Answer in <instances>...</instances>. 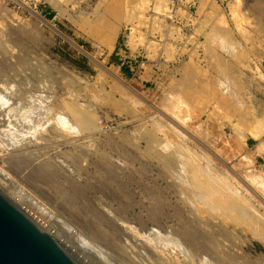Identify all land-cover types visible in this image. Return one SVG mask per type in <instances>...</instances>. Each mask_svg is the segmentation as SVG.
<instances>
[{"label":"rangeland","instance_id":"obj_1","mask_svg":"<svg viewBox=\"0 0 264 264\" xmlns=\"http://www.w3.org/2000/svg\"><path fill=\"white\" fill-rule=\"evenodd\" d=\"M195 1L187 17L176 0H0V190L80 264H264V0ZM140 127L183 134L252 220L195 221ZM188 227L214 245L194 249Z\"/></svg>","mask_w":264,"mask_h":264},{"label":"bare ground","instance_id":"obj_2","mask_svg":"<svg viewBox=\"0 0 264 264\" xmlns=\"http://www.w3.org/2000/svg\"><path fill=\"white\" fill-rule=\"evenodd\" d=\"M129 1V0H128ZM132 1V0H131ZM124 2V1H123ZM134 4H135V2H134ZM260 7V4H258V3H256L255 4V10H257L258 8ZM138 8V7H137ZM126 9V8H125ZM123 10H124V8H123ZM128 10V9H127ZM132 10V9H131ZM137 10V9H136ZM135 11V10H134ZM125 12H126V10H125ZM132 12H133V10L131 11V14H132ZM129 13H130V11H129ZM169 13V16H170V12H168ZM168 13H166V15L168 14ZM124 14V13H123ZM126 14H127V12H126ZM143 14H144V11H143ZM128 15V14H127ZM171 16H173V15H171ZM124 17V16H123ZM126 17V16H125ZM128 17L130 18L131 16L130 15H128ZM128 17H127V19H128ZM126 19V18H125ZM132 19V18H131ZM263 22V21H262ZM144 23H145V21H144ZM151 23V22H150ZM140 25V24H139ZM146 25V24H145ZM167 25V24H166ZM165 25V26H166ZM259 25H260V23H259ZM260 28H263V26L262 27H260ZM215 29V28H214ZM217 29V28H216ZM167 30V29H166ZM213 31V30H212ZM169 32V31H168ZM215 32V31H214ZM217 34H219V33H217ZM216 33L215 34H213V35H217ZM219 37V39L218 40H220V42H219V44L222 46V48H225V47H227V46H229V45H227L228 43H226V36H224L223 34H221V35H218ZM213 38H217V37H211L210 39L212 40ZM211 40H208V41H211ZM212 41H214V40H212ZM138 43V42H137ZM209 43H212V42H209ZM215 43V42H214ZM150 44V43H149ZM141 45V44H140ZM210 46V45H209ZM212 46V45H211ZM231 46H235V45H231ZM149 48H151V47H148V50H149ZM156 48V47H155ZM158 48V47H157ZM156 48V49H157ZM170 48H171V46H170ZM208 48V47H207ZM220 48V47H219ZM221 48V49H222ZM229 48V47H228ZM213 49V48H212ZM163 50V49H162ZM168 50V49H167ZM233 50H235V52L238 50V47H237V44H236V48L235 49H233ZM206 51V50H205ZM228 51V50H227ZM226 51V52H227ZM231 51V50H230ZM155 52H157V51H155ZM208 53V52H207ZM209 54V53H208ZM214 54V53H213ZM216 54V53H215ZM218 54V53H217ZM220 54V53H219ZM218 54V55H219ZM160 55H161V53H160ZM222 55V54H221ZM229 55V54H228ZM232 55V54H231ZM155 56H157V55H155ZM154 56V57H155ZM230 56V55H229ZM209 57H212V58H214V55H210L209 54ZM208 57V58H209ZM218 57H220V56H218ZM218 57H215L214 59H216V65L218 66L217 68H219V70L221 69V72L222 71H225L226 69H227V66H226V64L224 63V62H226V61H222V59H218L217 60V58ZM221 57H225V56H221ZM211 58H209L208 60H210ZM214 59H212V61L214 60ZM225 59V58H224ZM215 61V60H214ZM218 61V62H217ZM228 61V60H227ZM229 62V61H228ZM228 62H226V63H228ZM209 64H211L210 62H208ZM214 63V62H213ZM212 63V64H213ZM230 63V62H229ZM211 64V66H212V68H211V70L212 69H214L215 67H214V65L215 64H213L212 65ZM228 65V64H227ZM190 67V66H189ZM191 67H194V65H192ZM196 67V66H195ZM214 67V68H213ZM230 67H232L231 65H230ZM230 67L228 68V69H230ZM189 69V68H188ZM187 69V70H188ZM190 69H192V70H194V71H192V70H190ZM189 70L191 71L190 73H196V71H195V69L194 68H190ZM223 69V70H222ZM227 69V70H228ZM186 70V71H187ZM189 70L187 71V72H189ZM198 70H199V67H198ZM202 70V69H201ZM225 71V72H228V71ZM214 71H216V69H214ZM232 71V70H231ZM41 72V71H40ZM39 72V73H40ZM185 73L186 75L188 74V73ZM206 73L207 72H209V71H207V69H206V71H205ZM211 72V71H210ZM220 72V71H219ZM219 72H217V75H220V73ZM233 72V71H232ZM231 72V74L233 75V73ZM183 73H184V71H183ZM219 73V74H218ZM223 73V72H222ZM37 74V73H36ZM203 74V73H202ZM208 74V73H207ZM212 74V73H211ZM227 74V73H226ZM226 74H223V75H221L222 77L223 76H227ZM229 74V73H228ZM182 75H184V74H182ZM186 75H184V76H186ZM193 75V74H192ZM205 75V74H204ZM204 75H201V76H204ZM213 75H216V74H212L211 75V77L210 78H213L212 76ZM231 75V77H230V74L228 75L229 76V78L231 79L233 76ZM44 76V75H43ZM200 76V78L202 79V77ZM208 76L207 75H205L204 77H207V79H208ZM219 78H220V76H218ZM235 77V76H234ZM196 78H198L199 79V77L198 76H196ZM196 78H195V81H196ZM215 78H216V76H215ZM224 79L226 78V77H223ZM51 79V78H50ZM187 79H188V77H187ZM221 79V78H220ZM228 79V78H227ZM235 78H233V81L235 82V80H234ZM237 79V78H236ZM181 80V79H180ZM182 80H183V77H182ZM190 80V79H189ZM209 81H210V79H208ZM211 80H214V79H211ZM62 81V80H61ZM60 81V82H61ZM185 81L186 80H184V83H185ZM193 81H194V79H193ZM205 81V83H206V79H204V80H202V82H204ZM216 81V80H215ZM217 81H219L218 79H217ZM220 81H222V80H220ZM224 81V80H223ZM223 81H222V83H223ZM225 81H227V80H225ZM228 81H229V79H228ZM228 81L227 82H225V83H227V84H232V83H230L231 82V80H230V82L228 83ZM187 82L189 83V81L187 80ZM197 82V81H196ZM199 82H200V80H199ZM212 81H210V84H212L211 83ZM177 83V82H176ZM179 83H182V82H179ZM215 83V82H214ZM213 83V84H214ZM221 83V82H220ZM225 83H223V85L225 84ZM236 83V82H235ZM238 83V82H237ZM11 84V83H10ZM172 84H173V82H172ZM171 84V85H172ZM174 84H175V82H174ZM197 84H199V83H197ZM217 83H215V85H216ZM226 84V85H227ZM14 85V84H13ZM179 85V84H178ZM185 85H187V83L186 84H184V86ZM209 85V84H208ZM207 84H205V86H208ZM225 85V86H226ZM229 85H227L226 87H228ZM235 85V84H234ZM46 86V85H45ZM177 86V85H176ZM191 86H192V84H191ZM212 86V85H211ZM238 86H239V83H238ZM194 87H195V85H194ZM199 87H201L200 85H199ZM216 87V86H215ZM224 87V86H223ZM225 87V88H226ZM230 88H231V86H229ZM228 87V88H229ZM233 87V86H232ZM236 87V86H235ZM10 88V87H9ZM11 88H12V86H11ZM45 88H48V87H45ZM174 88H175V86H174ZM184 88H186V87H184ZM187 88H189L188 86H187ZM192 88V87H191ZM190 88V89H191ZM208 88V90H209V86L207 87ZM230 88H229V90H230ZM13 89V88H12ZM178 89V88H177ZM180 89V88H179ZM190 89H188V90H190ZM195 89V88H194ZM212 89H214V87H212ZM232 89H234L233 90V92L234 91H236V92H238L237 90H235V88H232ZM70 90V89H69ZM170 90H172V89H169V91ZM174 90V89H173ZM172 90V91H173ZM175 90H176V88H175ZM187 90V89H186ZM193 89H191L190 91H192ZM198 90H200L199 88H197V91ZM203 90V88L201 87V91ZM217 88H215L214 90H213V92H215L216 93V96H217ZM223 89H218V91L220 92V91H222ZM5 91H6V89H5ZM9 91V90H8ZM177 91V90H176ZM176 91H173L174 93L176 92ZM179 91H182V89H180ZM188 92V93H191V92ZM197 92L196 90H193V93H194V95L192 94V95H190V96H195V92ZM201 91H199V92H201ZM224 91H225V89H224ZM224 91H222L223 93H224ZM226 91H228V90H226ZM225 91V92H226ZM231 91V90H230ZM32 92V91H31ZM167 92V91H166ZM183 92V91H182ZM203 92V91H202ZM208 93H209V91H207ZM206 92V93H207ZM210 92L212 93V95L214 94L213 92H212V90L210 89ZM218 92V93H219ZM232 92V91H231ZM168 93V92H167ZM177 93H179L178 91H177ZM185 93V92H184ZM207 93V94H208ZM223 93H221V94H223ZM95 95H96V93H94ZM169 94H170V92H169ZM173 93L171 92V95H172ZM198 94V93H197ZM207 94H206V96H207ZM210 94V93H209ZM208 94V95H209ZM225 94V93H224ZM228 94H229V92H228ZM176 95H178V94H176ZM180 95H182V96H180ZM200 95V94H199ZM203 95H204V92H203ZM234 95L235 96H237L238 94H235L234 93ZM104 96V95H103ZM175 96V94L172 96V97H174ZM179 96L180 97H182V98H178V100H177V98H176V103L177 104H179V102L180 103H182V102H184V101H182L183 99L185 100V97L183 98V94H179ZM188 95H186V97H187ZM198 96V95H197ZM205 96V97H206ZM224 96L225 95H223V97H222V99L224 98ZM98 97H99V94H98ZM196 97V96H195ZM210 97H211V95H210ZM209 97V98H210ZM213 97V96H212ZM217 97H220L219 95L217 96ZM221 97L220 98H217L218 100H220L221 102L222 101H224V100H222L221 99ZM227 97H228V95H227ZM37 98V97H36ZM104 98V97H103ZM189 99H190V97H188ZM233 98V97H232ZM235 98V97H234ZM237 98V97H236ZM0 99H1V97H0ZM6 99V98H5ZM38 99V98H37ZM77 99V98H76ZM97 99V98H96ZM101 99V98H100ZM105 99V98H104ZM174 99V98H173ZM212 99H214V97L212 98ZM226 99V98H225ZM39 100V99H38ZM93 100V99H92ZM101 100H103V99H101ZM172 100V99H171ZM170 99H169V101H171ZM175 100V99H174ZM216 100V99H215ZM1 101H3L2 99H1ZM104 101V100H103ZM114 101V100H113ZM234 101H236V100H234ZM99 102H100V100H99ZM172 104L174 103V102H171ZM170 103V104H171ZM218 103V102H217ZM169 104V103H168ZM171 104V105H172ZM183 104V103H182ZM181 104V105H182ZM229 104V103H228ZM176 105V104H175ZM174 105V106H175ZM185 105V104H184ZM184 105H182V106H184ZM173 106V105H172ZM172 106H170L169 105V107L171 108ZM86 107V106H85ZM188 107V106H187ZM11 108H12V106H11ZM43 108V107H42ZM87 108V107H86ZM160 108V107H159ZM185 108V110L187 109L186 108V106L184 107ZM157 109H158V107H157ZM172 109V108H171ZM182 109H183V107H182ZM176 110H177V108H176ZM176 110H174L175 112H176ZM179 110H181V108L179 109ZM184 110V109H183ZM183 110H181V113L183 112ZM26 111H28V110H26ZM178 111V110H177ZM171 112H173V111H171ZM170 112V113H171ZM179 112V111H178ZM178 112H176L177 114H178ZM187 112H188V110H187ZM186 111L184 112L185 114L187 113ZM24 113V112H23ZM176 113H174L173 115H175ZM243 113V112H242ZM245 113H246V111H245ZM18 114V113H17ZM20 114V113H19ZM22 114V113H21ZM167 114V113H166ZM188 114H190V111H189V113ZM187 114V115H188ZM250 114V113H249ZM172 115V116H173ZM181 115V114H180ZM193 115V114H192ZM239 115V114H238ZM179 116V115H178ZM189 116V115H188ZM187 116V117H188ZM245 116V115H244ZM177 117V115L176 116H173V119H174V121H175V118ZM183 117H186V116H183ZM240 117H241V115H240ZM243 117V116H242ZM245 117H247V116H245ZM245 117H243V118H245ZM259 117V116H258ZM179 118H182V115H181V117H179ZM252 118V117H251ZM250 117H249V119H251ZM257 118V117H256ZM32 119V118H31ZM184 119V118H183ZM187 119V118H186ZM186 119H184L183 121H185ZM239 119V118H238ZM247 119H248V117H247ZM246 119V120H247ZM158 120V119H157ZM189 120V119H188ZM191 120V119H190ZM244 120V119H243ZM243 120H241V121H243ZM255 120V119H254ZM254 120H252V122H254ZM257 121H260V120H258V118L256 119ZM59 121V120H58ZM156 121V120H155ZM177 121V120H176ZM179 121H181V120H179ZM240 121V120H239ZM62 122V121H61ZM169 122V121H168ZM194 122V121H193ZM215 122V121H214ZM244 122V121H243ZM251 121H249L248 123L249 124H251L250 123ZM60 123V122H59ZM65 123V125H66V122H64ZM63 123V124H64ZM182 123V122H181ZM190 123V122H189ZM198 123V122H197ZM241 123V122H240ZM61 124V123H60ZM177 124V123H176ZM183 124V123H182ZM243 125H244V123H242ZM254 124H255V122H254ZM211 125V124H210ZM245 125L248 127V125L245 123ZM61 126V125H60ZM144 126V125H143ZM156 126H157V124H156ZM160 126V125H159ZM178 126H180L179 125V123H178ZM182 126H184V125H182ZM66 127H68V126H65V128ZM71 127V126H70ZM69 127V128H70ZM73 127V126H72ZM151 127V126H150ZM158 127V126H157ZM184 127H186V126H184ZM188 127H191L192 128V126H188ZM237 127V126H236ZM63 128V127H62ZM156 128V127H155ZM155 128H153V129H144V128H141L140 127V131H142L141 132V138H143V139H145L146 140V143H147V150L149 151V153H150V155L152 156V157H155V158H158L160 161H161V165H162V167H163V171H164V173L165 174H167L170 178H172V185L173 186H175V188L177 189V192H178V195H179V197L181 198V200H182V202H183V204L186 206V205H188V207H189V209H190V212L195 216V218H194V220L195 221H198L199 223H204V224H209L210 223V221L212 220V219H219V218H223V219H229V218H231V219H233L232 221L233 222H236V221H239V223H240V220L239 219H242L241 220V222L243 223L244 221L245 222H249L250 220H252V217H251V211H248V209H247V205H244L246 202H248V201H246V202H244V203H242L240 200H242L243 199V197H242V199H241V195L238 193V190L235 188V187H233L232 186V184H231V186L228 184V182L226 181V180H223V178L221 177V176H218V173L213 169V168H210L207 164H203L202 162H200L199 161V159H196V155H194V153H192V149L190 150L189 149V146L187 147V145H185L183 142L184 141H182L183 139H182V137H179V136H181V135H183V134H179V133H168V132H164L163 134H159V132H160V130H159V132H158V129L160 128H158V129H155ZM162 128V127H161ZM71 129V128H70ZM74 129H76V128H74ZM154 129H155V131H154ZM193 129V128H192ZM251 129V128H250ZM68 130V129H67ZM180 130V129H179ZM207 130V129H206ZM157 131V132H156ZM176 131V130H175ZM251 131V130H250ZM77 132V131H76ZM162 132V131H161ZM170 132V131H169ZM179 132V131H178ZM78 133V132H77ZM80 133V132H79ZM202 133V132H201ZM194 134V133H193ZM14 135V134H13ZM75 137V136H74ZM82 138V137H81ZM84 139V138H83ZM182 139V140H181ZM131 140V139H130ZM134 143V142H133ZM198 144V143H197ZM195 150V149H194ZM198 156V155H197ZM200 158V157H199ZM201 159V158H200ZM77 164V163H76ZM211 164V163H210ZM48 167V166H47ZM111 169V168H110ZM46 171V170H45ZM218 171V170H217ZM229 171V170H228ZM47 172V171H46ZM50 173V172H49ZM108 173V172H107ZM248 173V172H247ZM43 175V174H42ZM220 175V174H219ZM241 175H242V173H241ZM254 175V174H253ZM37 176V175H36ZM108 177H109V174H108ZM222 179H221V178ZM44 178H45V176H44ZM43 178V176H42V179H44ZM47 178V177H46ZM49 178V177H48ZM47 178V179H48ZM228 178V177H227ZM247 178H248V176H247ZM252 179H254V176H253V178ZM255 179H256V177H255ZM254 179V180H255ZM256 180H258V179H256ZM255 180V181H256ZM47 181V180H46ZM232 182V181H231ZM245 187V186H244ZM121 188H123V187H121ZM258 191V190H257ZM125 194L127 193V192H124ZM64 194V193H63ZM62 194V195H63ZM163 204H164V202H162V201H160V200H158L157 201V203H156V207L155 208H158V209H161L162 208V206H163ZM247 204V203H246ZM164 209V208H163ZM249 209H250V207H249ZM162 210V209H161ZM251 210V209H250ZM26 211V210H25ZM27 212V211H26ZM28 213V212H27ZM37 223H38V220L34 217V215L32 216L30 213H28ZM204 214H206V219L205 220H202V218H204L203 216H204ZM255 215V214H254ZM259 215V214H258ZM153 216H155V214H153ZM158 217V216H157ZM260 217V216H259ZM230 219V220H231ZM256 219V218H255ZM254 219V220H255ZM261 220V219H260ZM263 220V219H262ZM186 223V222H185ZM189 223V222H188ZM241 223V224H242ZM254 223H255V221H254ZM40 224V223H39ZM235 224H237V223H235ZM261 225H262V223H260ZM187 225V224H186ZM238 225V224H237ZM240 225V224H239ZM243 225V224H242ZM245 225V224H244ZM260 225V226H261ZM43 226V225H42ZM41 226V228L43 229V227ZM259 226V225H258ZM263 226V225H262ZM187 227V226H186ZM264 227V226H263ZM252 230H254V233H256L258 236H260L262 239L264 238V231H261V230H259L257 227H254V229H252ZM175 232V231H174ZM251 232H253V231H251ZM178 233H180L181 235H183V236H185V237H183L184 239H185V242L187 241L188 242V244L190 243V246H192L194 249H197L198 251H207L208 250V245H210V247L211 246H213L214 245V241H213V239H212V237H209L207 234H205L204 232H202V231H198V230H196V231H192V230H190L189 229V227L188 228H181V229H179V231H178ZM228 235V234H227ZM180 238V237H179ZM187 238V239H186ZM169 240V239H168ZM176 240V239H175ZM179 240V239H178ZM170 241V240H169ZM168 241V242H169ZM158 242V241H157ZM161 242V241H160ZM176 242V241H175ZM179 242H180V240H179ZM184 241H183V243H185ZM171 243V242H170ZM163 245V244H162ZM164 248V247H163ZM174 248L176 249V251H177V249L178 250H181V252L183 251V252H187V254H188V250L187 249H185V251H184V246L182 245V243H174ZM168 249V248H167ZM173 249V248H172ZM187 250V251H186ZM182 252V253H183ZM185 256H187V255H185ZM190 256V255H189ZM185 259V258H184ZM188 259V258H187ZM191 259V258H190ZM235 261H237V258H234V257H231V259H230V262L231 263H234ZM186 262V261H185Z\"/></svg>","mask_w":264,"mask_h":264},{"label":"water","instance_id":"obj_3","mask_svg":"<svg viewBox=\"0 0 264 264\" xmlns=\"http://www.w3.org/2000/svg\"><path fill=\"white\" fill-rule=\"evenodd\" d=\"M0 264H80L0 190Z\"/></svg>","mask_w":264,"mask_h":264},{"label":"crops","instance_id":"obj_4","mask_svg":"<svg viewBox=\"0 0 264 264\" xmlns=\"http://www.w3.org/2000/svg\"><path fill=\"white\" fill-rule=\"evenodd\" d=\"M176 1H177L178 10L181 9L184 12L185 16L191 17L193 13V7L197 2L195 0H176ZM118 54L122 55L124 58H130L132 60L134 59V57H130L126 55V53H123V50L120 51Z\"/></svg>","mask_w":264,"mask_h":264}]
</instances>
